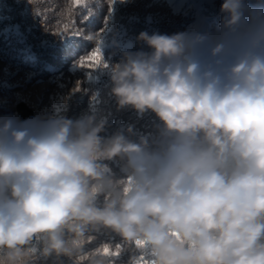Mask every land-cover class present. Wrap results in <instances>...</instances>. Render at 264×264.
I'll list each match as a JSON object with an SVG mask.
<instances>
[{"label": "clouds", "instance_id": "clouds-1", "mask_svg": "<svg viewBox=\"0 0 264 264\" xmlns=\"http://www.w3.org/2000/svg\"><path fill=\"white\" fill-rule=\"evenodd\" d=\"M220 12L214 29L200 8L184 31H141L147 50L94 67L154 133L101 136L95 112L0 115V264H110L85 250L101 231L129 264H264V3Z\"/></svg>", "mask_w": 264, "mask_h": 264}, {"label": "trees", "instance_id": "trees-1", "mask_svg": "<svg viewBox=\"0 0 264 264\" xmlns=\"http://www.w3.org/2000/svg\"><path fill=\"white\" fill-rule=\"evenodd\" d=\"M223 0H0V115L18 113L21 119L62 114L78 118L95 112L107 121L101 136L125 131L131 139L154 133L158 119L131 107L119 109L111 93L106 67L75 66L93 50L109 65L125 51L147 50L137 41L141 31L172 34L186 30L203 8L208 26L220 23ZM264 3V0H253ZM189 5L191 7L189 8ZM183 10L174 13L173 9ZM97 60L96 64L99 63ZM133 126V134L127 127ZM118 172V163L111 162ZM110 264H129L133 255L121 238L107 231L94 234L85 245L90 254H103ZM119 246V255H116ZM48 264H71L64 257ZM82 264H89L87 259Z\"/></svg>", "mask_w": 264, "mask_h": 264}, {"label": "snow or ice", "instance_id": "snow-or-ice-1", "mask_svg": "<svg viewBox=\"0 0 264 264\" xmlns=\"http://www.w3.org/2000/svg\"><path fill=\"white\" fill-rule=\"evenodd\" d=\"M75 3L79 4L80 0H75ZM98 59H102V55L100 54V50L96 49V50H93L90 53V55H88L87 57L81 58L80 64L83 67L87 66L88 68L91 69V68H94L96 66V62ZM103 251H105V252L110 251L107 245H105ZM116 255H119V246H117Z\"/></svg>", "mask_w": 264, "mask_h": 264}]
</instances>
